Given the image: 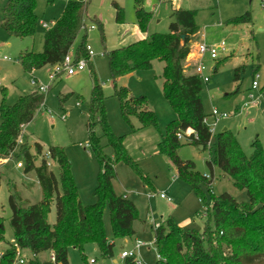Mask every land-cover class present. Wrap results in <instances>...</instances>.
I'll return each mask as SVG.
<instances>
[{"label":"rangeland","instance_id":"rangeland-1","mask_svg":"<svg viewBox=\"0 0 264 264\" xmlns=\"http://www.w3.org/2000/svg\"><path fill=\"white\" fill-rule=\"evenodd\" d=\"M6 1L0 0V18ZM88 1V16L85 20L88 29L80 31L70 52L72 56H76L79 46L85 41L94 50L95 55L89 59L85 70L73 75L66 73L56 75L51 65L33 72L38 83L46 88L41 92L45 102L35 113L34 119L23 127L19 139L22 143L32 146L34 153L36 142L42 145L43 154L51 146H61L71 163L81 200L84 204L93 203L95 200L93 193L100 170L88 129L94 74L102 85L108 123L117 136H124L125 151L138 164L142 173L141 176L131 166L117 162L116 177L113 180L116 194L126 195L135 203L138 218L134 222V234L124 239H115L111 213L107 205L103 221L107 239L115 243L113 257H103L98 245L89 243L84 248L86 259L80 250L69 248V264H86V261L87 264H91L90 259H95V264L122 262V251L133 249L138 240L147 244L136 250L137 260L155 264L158 254L155 245L151 244L155 235L154 221L162 223L172 217L183 228L202 231L206 223L204 218L206 205L200 200L201 196L205 195L210 202V192L215 195L228 192L239 202L249 199L246 190L237 188L232 179L216 165L212 144L216 140V135L227 128L235 135L247 156L254 152L255 141L264 149V0H145L144 7L152 12L151 21L145 32L138 26L134 0H115L123 9V22L116 20L114 0ZM66 3L67 0H54L51 3L47 0H36V13L40 18V24L34 36H10L0 26V55L11 58L0 62V103L5 100L7 104H13L20 95L38 90L31 82V72L22 67L20 54L26 50L42 52L44 34L60 18ZM179 7L196 11L198 44H205L211 48L224 45V48L217 49V58L212 59L209 53L200 58L199 45L193 44L196 62L192 61V53L184 62L187 74L193 72L192 66L197 62L202 61L206 67L209 81L203 83L202 101L205 113L209 115V122H213L210 115L214 109L219 114H229V117L217 121L212 146L206 150L190 144L186 138L180 139L178 156L183 160L192 161L195 170L202 176L209 175L213 179L212 191H209L207 184L202 182L200 194L183 179L179 177L174 179L177 170L171 160L149 148L150 143L153 145L156 139L158 141L162 132L166 131L167 125L176 117L163 93V62L155 60L150 69L137 70L116 81L117 86H126L135 97L146 96L148 108L154 111L158 118L157 125L145 129L139 128V118L130 116V121L135 127L132 131L131 124L122 117L119 100L114 95V83L108 60V53L113 49L143 36L169 32L173 19L172 11ZM247 12L251 15V22H232ZM43 22L47 23V27L43 26ZM256 74H259L258 88L253 89L252 83ZM2 88H5V91H2ZM251 95L258 100L257 104L252 103ZM102 126V122L94 125L93 130L98 137L104 133ZM101 144L104 153L114 158V150L108 145L105 137L101 138ZM40 159L41 157L37 158V164ZM53 170L56 174L59 173L56 166ZM14 185L31 203H37L43 198L36 174L24 172L22 158L12 157L0 161V215L4 217L5 225L4 240L0 242V254L15 242L8 202L10 189ZM161 193L166 198H161ZM47 220L50 224L56 221L54 203ZM22 253L29 255L26 251ZM50 255L49 251L41 252L38 254V260L41 264H49Z\"/></svg>","mask_w":264,"mask_h":264},{"label":"trees","instance_id":"trees-1","mask_svg":"<svg viewBox=\"0 0 264 264\" xmlns=\"http://www.w3.org/2000/svg\"><path fill=\"white\" fill-rule=\"evenodd\" d=\"M53 1L47 0L48 3ZM144 2L134 0L138 26L143 32L152 18V12L144 7ZM113 4L116 20L123 22L122 7L115 1ZM88 6V0H67L60 18L44 34L42 52L26 50L20 54L19 60L24 70L30 72L32 69L61 63L80 31H87L85 20ZM2 13L0 26L10 36L36 34L40 24L36 0H7ZM172 18L169 32L147 35L108 53L114 95L119 100L122 117L131 124L132 131L135 127L130 116L139 118V128L157 125L158 118L148 108L146 96L135 97L126 86H117L116 81L137 70L150 69L155 60L162 61L163 93L176 117L162 132L157 144L158 153L171 160L176 167L177 177L189 183L198 194L201 193L202 182L212 191L213 179L209 175L202 176L195 170L192 161L178 156L177 150L181 145L178 133L185 134L190 129L192 133L187 136V141L197 147L202 146L203 150L213 145L216 165L232 179L237 188L246 190L249 199L239 202L228 192L219 195L210 192V202L205 195L201 196L200 200L206 205V223L202 231L183 228L172 217L158 222L160 225L154 229L158 254L155 264H264V149L255 141L254 152L247 156L235 135L227 128L216 135L211 145L213 135L203 123V119L209 116L205 113L202 101L204 82L195 73L187 74L184 70V62L199 31L196 11L179 7L172 11ZM251 20L247 12L232 22L249 23ZM182 35L185 36L184 40ZM86 47L84 41L76 53V60L88 58ZM92 76L94 84L88 129L100 170L93 193L95 200L91 204H84L81 200L71 163L61 146L49 148L52 165H48L40 143H35V153L29 144L19 143L23 127L34 119L37 110L44 105V95L35 90L20 95L13 104H7L5 100L0 103V161L12 157L22 158L24 172L36 174L43 193L41 201L31 203L16 185L11 187L8 202L15 242L0 254V264H15L17 249L29 253L23 255L21 252L26 264H41L38 254L44 251L54 253L56 264H69V248L80 250L86 259L84 248L89 243H96L103 257L112 258L115 243L107 239L103 221L107 205L115 239H124L135 233L134 222L138 218V210L127 196L117 195L114 191L115 165L124 162L141 176L142 173L138 164L125 151L124 136H117L111 129L102 85L94 74ZM97 122L103 123L104 133L101 137L96 136L93 130ZM102 137L112 146L114 158L104 153ZM38 157H41L39 164ZM54 166L58 168V174L53 170ZM53 203L56 206V221L50 224L47 217ZM4 231V217L0 215V242L4 240ZM136 256L121 258L122 262L115 263L147 264L143 261L138 263ZM49 264H54L51 259Z\"/></svg>","mask_w":264,"mask_h":264},{"label":"built area","instance_id":"built-area-1","mask_svg":"<svg viewBox=\"0 0 264 264\" xmlns=\"http://www.w3.org/2000/svg\"><path fill=\"white\" fill-rule=\"evenodd\" d=\"M264 6V5H263ZM43 26L44 27H47V23H44L43 22ZM88 29V27H85ZM94 26L92 25L91 26V29H93ZM198 54L200 56V58H202L205 54H210V57L212 59H216L217 56H218V48H224V45H221L219 46L218 48H211V47H208L207 45L205 44H198ZM87 51H88V58H85V57H82L78 60H76L75 56H72L71 52L69 51L63 61L61 63H58L56 65H54V72L56 75H59L61 73H66L68 75H73L75 73H77L78 71H83L85 70L88 62H89V59L92 58L94 55H95V52L94 50L91 48L90 45H87ZM7 60H11L10 57L6 56V55H3L1 56L0 55V62L1 61H7ZM35 71V69H32L30 72H31V82L33 85H35V87L40 91V92H44L46 90V88L39 84L38 83V80L35 76H33V72ZM194 73L196 75H198V77L204 82H208L209 81V76L207 75L206 73V67L202 64V61L201 62H198L196 65H195V68H194ZM52 78H54V76L52 75L51 76ZM257 78H259V74H256L255 76V80L253 81L252 83V88L253 89H257L258 88V81H257ZM251 98L253 99L252 103L253 104H257L258 103V100L253 96L251 95ZM252 104V105H253ZM229 117V114L227 113H221L219 114L217 112L216 109H214L210 115V118L213 119V122L210 123L209 122V117L206 116L204 119H203V123L207 126V128L209 129V132L214 135L215 134V128L217 126V121L220 119V118H227ZM192 133V131L190 129H188L185 134L183 133H178V138L179 139H183V138H187V136H189L190 134ZM19 143H22V141L19 139ZM45 158L48 160V165H52V159H51V154L49 151H47L45 153ZM21 165V164H19ZM207 177H209L208 175H206ZM126 196V195H125ZM160 197L161 198H166V196L161 193L160 194ZM153 225L155 228H157L160 223L158 222H153ZM147 243L145 242H142L140 240H138L136 242V244L134 245V248L129 250V251H122L121 253V258H125V257H131V256H136V250L140 249L142 246L146 245ZM153 245H155V238L153 240V242L151 243ZM155 251H156V248H155ZM22 251L20 249H17V252H16V262L15 264H25V260L23 259L22 257ZM50 259L51 261L56 264V257L54 255V253L51 254L50 256ZM136 261L138 263L142 262L140 260H137L136 258ZM91 263H94L95 262V259H91L90 260Z\"/></svg>","mask_w":264,"mask_h":264},{"label":"crops","instance_id":"crops-1","mask_svg":"<svg viewBox=\"0 0 264 264\" xmlns=\"http://www.w3.org/2000/svg\"><path fill=\"white\" fill-rule=\"evenodd\" d=\"M114 1H115V0H114ZM114 1H113V2H114ZM115 2H116V1H115ZM145 37H146V36H145ZM196 37H197V36H196ZM141 38H144V36L141 37ZM141 38H140V39H141ZM193 44H195V46H196V45H198V42H197L196 40L193 41V43H192V45H191V52H190V53H192V55H193V56H192V61H193V62H196V58H195L196 53H195V51H194L193 48H192ZM189 55H190V54H189ZM199 57H200V56H199ZM187 59H188V57H187ZM187 59H186V60H187ZM198 61H199V60H198ZM197 63H198V62H197ZM197 63H196V64H197ZM196 64H195V65H196ZM192 65H193V64H192ZM192 67H193V69H192L193 72H191V73H189V74H193V73H194V68H195V66L193 65ZM133 73H134V72H133ZM131 74H132V73H130V74H128V75H131ZM119 78H120V77H119ZM148 128H149V127H148ZM148 128H145V129H148ZM156 140H157V139H156ZM156 140H155V142H153V145H152V143H150V147H149V148H151V150L154 151V153H158V151H157V150H158V149H157V144H158V142L161 140V138L158 139V141H156ZM173 178L175 179V178H177V176H174ZM79 195H80V194H79ZM127 197H128V196H127ZM80 198H81V195H80ZM154 222H155V221H154ZM154 236H155V235H154ZM124 251H125V250H124ZM95 262H96V261H95ZM95 262H94L93 264H95Z\"/></svg>","mask_w":264,"mask_h":264},{"label":"water","instance_id":"water-1","mask_svg":"<svg viewBox=\"0 0 264 264\" xmlns=\"http://www.w3.org/2000/svg\"><path fill=\"white\" fill-rule=\"evenodd\" d=\"M184 38H185V36H184V35H182V40H184ZM199 148H200V149H203V147H202V146H199Z\"/></svg>","mask_w":264,"mask_h":264}]
</instances>
